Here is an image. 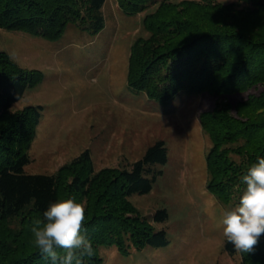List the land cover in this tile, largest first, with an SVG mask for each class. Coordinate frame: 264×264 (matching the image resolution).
Here are the masks:
<instances>
[{
    "label": "trees",
    "instance_id": "1",
    "mask_svg": "<svg viewBox=\"0 0 264 264\" xmlns=\"http://www.w3.org/2000/svg\"><path fill=\"white\" fill-rule=\"evenodd\" d=\"M129 14L145 11L142 28L130 47L127 83L147 97L167 103L180 91L213 97L211 110L197 115L209 144L206 187L222 204L238 202L246 187L242 175L264 157V0H116ZM105 0H0V28L53 40L67 27L96 34L104 25ZM40 79L37 70L20 68L0 51V264H51L32 243V222L43 219L51 202L74 197L86 207L85 232L93 255L83 264H100L99 249L167 243L150 218L138 214L128 197L148 193L167 160L162 139L150 144L128 166L93 170L86 149L53 173H29L28 149L39 121V106L13 111L26 88ZM244 94L232 112L227 99ZM239 254L238 264H264V235L254 251Z\"/></svg>",
    "mask_w": 264,
    "mask_h": 264
},
{
    "label": "rangeland",
    "instance_id": "2",
    "mask_svg": "<svg viewBox=\"0 0 264 264\" xmlns=\"http://www.w3.org/2000/svg\"><path fill=\"white\" fill-rule=\"evenodd\" d=\"M231 1V0H223ZM104 25L96 33L67 27L57 39L0 28V51L22 69L37 70L39 81L12 104L13 111L39 106V121L28 149L29 173H53L88 150L97 171L126 167L162 139L167 160L146 194L128 199L138 214L150 218L164 208L167 218L154 222L167 243L120 252L115 245L99 250L100 264H238L239 254L223 249L222 212L235 204L220 203L207 189L205 153L209 144L197 115L211 110L215 99L180 91L167 103L151 99L127 83L130 47L142 28L143 12L122 11L105 0ZM244 96H230L234 112Z\"/></svg>",
    "mask_w": 264,
    "mask_h": 264
},
{
    "label": "clouds",
    "instance_id": "3",
    "mask_svg": "<svg viewBox=\"0 0 264 264\" xmlns=\"http://www.w3.org/2000/svg\"><path fill=\"white\" fill-rule=\"evenodd\" d=\"M238 202L222 212L223 235L238 252L254 251L264 235V157L242 175ZM86 207L74 197L51 202L43 219L32 222V243L51 264H83L94 249L85 232Z\"/></svg>",
    "mask_w": 264,
    "mask_h": 264
}]
</instances>
